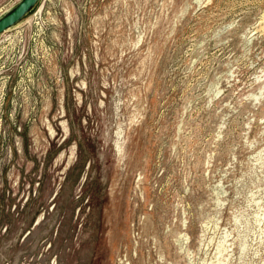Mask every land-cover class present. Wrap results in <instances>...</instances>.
I'll list each match as a JSON object with an SVG mask.
<instances>
[{
	"label": "rangeland",
	"instance_id": "1",
	"mask_svg": "<svg viewBox=\"0 0 264 264\" xmlns=\"http://www.w3.org/2000/svg\"><path fill=\"white\" fill-rule=\"evenodd\" d=\"M0 264H264V0H40L1 33Z\"/></svg>",
	"mask_w": 264,
	"mask_h": 264
},
{
	"label": "water",
	"instance_id": "2",
	"mask_svg": "<svg viewBox=\"0 0 264 264\" xmlns=\"http://www.w3.org/2000/svg\"><path fill=\"white\" fill-rule=\"evenodd\" d=\"M40 0H19L9 11L0 16V34L21 21Z\"/></svg>",
	"mask_w": 264,
	"mask_h": 264
}]
</instances>
